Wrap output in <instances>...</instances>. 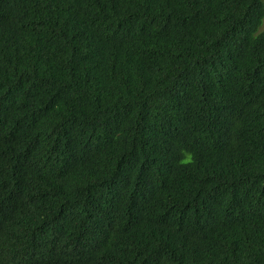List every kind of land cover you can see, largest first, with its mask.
<instances>
[{
    "label": "trees",
    "instance_id": "obj_1",
    "mask_svg": "<svg viewBox=\"0 0 264 264\" xmlns=\"http://www.w3.org/2000/svg\"><path fill=\"white\" fill-rule=\"evenodd\" d=\"M0 264H264V0H0Z\"/></svg>",
    "mask_w": 264,
    "mask_h": 264
}]
</instances>
